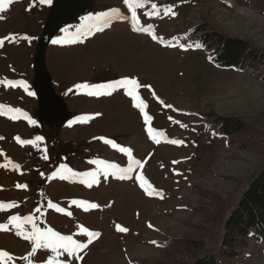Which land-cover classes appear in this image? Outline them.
<instances>
[{"label":"rangeland","instance_id":"obj_1","mask_svg":"<svg viewBox=\"0 0 264 264\" xmlns=\"http://www.w3.org/2000/svg\"><path fill=\"white\" fill-rule=\"evenodd\" d=\"M83 3L79 15L61 23L53 22L65 11L66 0H15L0 13V80L24 85L0 84V105L27 114L0 115V165H8L0 166V202L16 205L0 211V225H8L0 230V250L13 258L7 264H29L24 258L35 246L16 234L9 221L14 215L33 217L22 226L29 235L33 223L82 244L88 236L81 227L100 234L74 254L38 249L32 264H191L200 253L217 252L216 213L234 206L264 167V64L248 71L220 68L208 49L197 47L192 32L210 23L264 51V0H145L136 9V27L151 25V31L134 30L125 0ZM113 9L120 17L102 31L93 29L75 43H52L72 38L82 25L86 32L95 22L87 17ZM165 9L174 14L166 15ZM124 78L141 85L137 94L146 105L144 113L124 88L110 95L75 88ZM221 116L250 123L260 144L243 146L252 129L231 141L213 136L215 118ZM149 127L163 134L157 136L159 143ZM132 160L140 164L132 165L126 179L93 163L124 169ZM92 172L95 183L83 175ZM73 200L98 207L85 211L87 204ZM183 237H201L205 245L196 251L165 248L164 241ZM243 252L225 264H264V241L251 240Z\"/></svg>","mask_w":264,"mask_h":264},{"label":"trees","instance_id":"obj_2","mask_svg":"<svg viewBox=\"0 0 264 264\" xmlns=\"http://www.w3.org/2000/svg\"><path fill=\"white\" fill-rule=\"evenodd\" d=\"M192 33L196 45L211 52V61L223 69L239 71L256 70L264 64V51L254 41L227 35L210 23L200 24ZM213 117L212 114L208 115ZM218 125L213 136L232 139L241 131L252 129L247 140L260 144L259 132L241 119L231 116L215 118ZM231 141V140H230ZM214 223L220 226V244L217 252H204L195 256L191 264H225L228 260L242 257L250 241H264V167L247 184L237 203L230 209L222 208L215 215ZM205 240L201 237L174 238L164 241L165 248L185 250L201 249ZM159 264H165L160 262Z\"/></svg>","mask_w":264,"mask_h":264},{"label":"snow or ice","instance_id":"obj_3","mask_svg":"<svg viewBox=\"0 0 264 264\" xmlns=\"http://www.w3.org/2000/svg\"><path fill=\"white\" fill-rule=\"evenodd\" d=\"M14 2H15V0H0V13L6 12L9 5L13 4ZM39 2L40 3H50L51 0H39ZM125 3L127 4V6L130 9H132L131 20L133 23L134 30L151 31V25H149L147 28H137L136 27V25L138 24L136 9L144 7L145 0H125ZM151 7L153 9V12H156L157 6L155 4H152ZM156 14H158V12H156ZM165 14L167 15V14H174V13H171V9H165ZM114 16L120 17L119 10L113 9L112 12H110V13H102V14H99L95 17H87L86 18L87 20H91V21H95V22L86 26L87 27L86 32H84L85 26L82 25L81 28H78L76 30V32L72 34V38L57 39V40H53L52 43L53 44L75 43L79 40V38L82 34L83 35L92 34L93 29H95L96 31H102L104 27H107L110 24L111 19ZM0 19H3V16H0ZM63 31L65 33H67L68 29H64ZM12 39H15V37H12ZM153 39H157V37L155 35H153ZM3 44H4V39L0 38V46H2ZM199 46L200 45H197V47H199ZM0 84H5L7 86H13V87L24 86L23 82L8 81V80H0ZM139 87H141V85L134 78H124L122 80H117V81H114V82H111L108 84L91 85V86L87 85V84H78L75 86L76 89H81V88L91 89L87 92L88 95H110L111 90H115L116 88H124L126 90V94L128 96L132 97L134 101H136L134 106L139 108L141 110V112L144 113L146 105L144 104L143 100L137 94V89ZM69 91H71V89ZM0 115H8L12 119H17L20 116H24L25 118H27V114L23 113L21 109L12 108L11 106H8V105H0ZM80 119L84 120L86 118H80ZM149 120H150V117H148L147 114L145 113V122L148 123ZM30 122H32V121H30ZM148 132H149L150 137L153 140H155L157 143L160 142L159 139H157V136L163 135L162 133H157L151 127H149ZM37 139H39V138H37ZM17 140L20 143H31V141H20L19 138H17ZM170 142L171 143H182L181 141H170ZM105 143H109V144H112L113 147H117L112 141L105 140ZM120 150L122 152H126L129 155V157H131V151L129 149L121 148ZM93 163H100V164L104 165V167L106 169L118 170V171L123 173L118 178L119 179H126V178H130L128 176V174L133 171L132 165L133 164L139 165L140 161L132 160L131 163L129 164V166L127 168H124V169H119V167L115 164H109L107 162H102V161H93ZM0 166L7 167L8 165L4 164V165H0ZM13 167L16 168L18 166L13 165ZM68 171H70V170H68ZM53 175L55 176L57 174L54 173ZM73 175H75V174H73ZM83 175L90 176L92 178L91 183L96 182L97 173L92 172V173H86ZM105 175H107V172H105ZM60 178L66 179L67 177L61 175ZM137 179H140V177H137ZM91 183H89V185H88L89 187L91 186ZM17 187H26V186L17 185ZM141 187H144L143 183L141 184ZM145 191L148 192L149 195L152 194V192H149L147 188H145ZM153 191H155V190L153 189ZM71 203L78 205V206H83V205L87 204V207L84 208L85 211L89 210L90 208L98 207V205L93 204V203L76 201V200H73ZM15 206L16 205L14 203L4 204L3 202H0V211H4V210H7V208L15 207ZM49 206L57 208L58 211H64L63 209H59L56 205L50 204ZM37 211H39V209H37ZM67 214L71 215V213H67ZM9 221L12 224V226L16 229V234L18 236H22L25 240L34 241L35 246H34L32 252L29 253L28 257L24 258V259L29 260V264H32L30 257L33 256L38 249H41V248L51 249L53 252H55L59 249H63L64 251L68 252L69 254H74L77 250H82L83 248H86L88 246V244L93 242L94 238H97L100 235L97 232H93V231H90L88 229H84L83 227H81L82 233H85L88 236L87 243L82 244L76 240H73V238L71 236L61 235L60 233L52 230L51 228L42 231L40 228L36 227V225L34 223L32 224L33 230L31 232V234L30 235L26 234V232L23 230L22 226L24 223H31L33 221V217L30 215L25 216V217H19V216L14 215V216H11L9 218ZM0 230H8V225H0ZM117 231L125 232V231H127V229H125L121 226H117ZM153 243H155V242L153 241ZM12 259H13L12 256L8 252L0 250V264H7V261H11ZM50 264H55V262L54 261L50 262Z\"/></svg>","mask_w":264,"mask_h":264},{"label":"water","instance_id":"obj_4","mask_svg":"<svg viewBox=\"0 0 264 264\" xmlns=\"http://www.w3.org/2000/svg\"><path fill=\"white\" fill-rule=\"evenodd\" d=\"M84 7L83 0H66V9L56 17L53 23H61L79 15Z\"/></svg>","mask_w":264,"mask_h":264}]
</instances>
